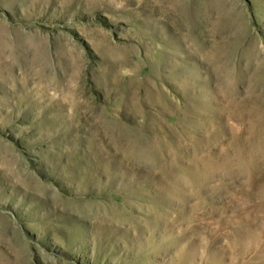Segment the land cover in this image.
I'll use <instances>...</instances> for the list:
<instances>
[{
    "label": "rangeland",
    "instance_id": "1",
    "mask_svg": "<svg viewBox=\"0 0 264 264\" xmlns=\"http://www.w3.org/2000/svg\"><path fill=\"white\" fill-rule=\"evenodd\" d=\"M0 264H264V0H0Z\"/></svg>",
    "mask_w": 264,
    "mask_h": 264
},
{
    "label": "bare ground",
    "instance_id": "2",
    "mask_svg": "<svg viewBox=\"0 0 264 264\" xmlns=\"http://www.w3.org/2000/svg\"><path fill=\"white\" fill-rule=\"evenodd\" d=\"M259 254H257L256 256H255V259H257V258H259V256H258ZM253 256V255H252Z\"/></svg>",
    "mask_w": 264,
    "mask_h": 264
}]
</instances>
